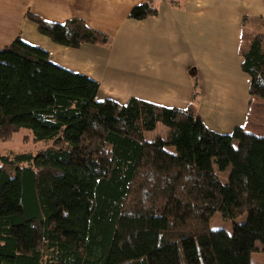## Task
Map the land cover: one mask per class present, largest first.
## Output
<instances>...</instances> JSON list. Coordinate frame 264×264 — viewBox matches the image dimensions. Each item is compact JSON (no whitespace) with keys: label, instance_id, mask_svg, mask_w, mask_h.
Wrapping results in <instances>:
<instances>
[{"label":"trees","instance_id":"trees-1","mask_svg":"<svg viewBox=\"0 0 264 264\" xmlns=\"http://www.w3.org/2000/svg\"><path fill=\"white\" fill-rule=\"evenodd\" d=\"M27 16L64 46L108 41L81 19ZM243 56L264 100V33ZM99 88L20 38L0 49V141L25 127L51 143L0 155V264H251L264 251V136L212 130L193 105L100 101ZM216 213L246 218L229 232L211 228Z\"/></svg>","mask_w":264,"mask_h":264},{"label":"crops","instance_id":"crops-1","mask_svg":"<svg viewBox=\"0 0 264 264\" xmlns=\"http://www.w3.org/2000/svg\"><path fill=\"white\" fill-rule=\"evenodd\" d=\"M146 3L155 15L130 17ZM28 14L61 24L81 19L108 41L77 48L55 43ZM262 23L264 0H0V49L20 38L97 80L100 101L193 105L208 128L231 133L248 122L252 96L243 54ZM201 105L211 106L221 127L207 122Z\"/></svg>","mask_w":264,"mask_h":264},{"label":"rangeland","instance_id":"rangeland-1","mask_svg":"<svg viewBox=\"0 0 264 264\" xmlns=\"http://www.w3.org/2000/svg\"><path fill=\"white\" fill-rule=\"evenodd\" d=\"M263 27H264V23H262L261 32L264 31ZM132 88H128V89L126 88V89L129 90ZM118 91H121V89ZM201 107H202L201 109L202 114L207 119V122H209V124L213 126L221 127L220 124H223L224 122H221L217 118V113H215V111H212L210 108H208L211 106L201 105ZM227 120L228 119H225L223 121L227 122ZM247 121H248L246 124L247 128L252 129L258 136H264V100L263 99H258L256 97L252 99ZM163 131L164 129L162 127H159V129L154 132H148L146 137L148 140H151L158 133H161ZM50 144L51 143L49 141H44V140L36 141L32 137L31 131L28 128L23 127L13 132V134L10 136V138L7 141H0V155H9L14 153H25V152H31L35 154L39 150L50 146ZM237 145L238 143L235 142V146ZM225 181H227V178L225 179ZM245 218H246V214L242 215L241 217L235 220L225 221L221 218L220 213H216L211 219L210 226L212 229H226L227 231L231 232L234 224L244 221ZM257 245L258 247H260V250H257L252 253L251 264H264L263 245L261 242H258Z\"/></svg>","mask_w":264,"mask_h":264}]
</instances>
